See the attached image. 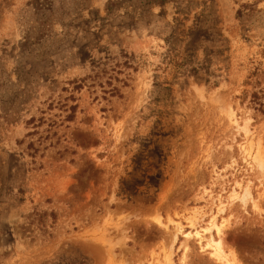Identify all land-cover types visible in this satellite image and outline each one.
Returning a JSON list of instances; mask_svg holds the SVG:
<instances>
[{
    "label": "rangeland",
    "instance_id": "obj_1",
    "mask_svg": "<svg viewBox=\"0 0 264 264\" xmlns=\"http://www.w3.org/2000/svg\"><path fill=\"white\" fill-rule=\"evenodd\" d=\"M106 1L0 0V95L25 93L0 109V264H224L212 217L228 260L264 264V0H166L131 28Z\"/></svg>",
    "mask_w": 264,
    "mask_h": 264
},
{
    "label": "trees",
    "instance_id": "obj_2",
    "mask_svg": "<svg viewBox=\"0 0 264 264\" xmlns=\"http://www.w3.org/2000/svg\"><path fill=\"white\" fill-rule=\"evenodd\" d=\"M165 1L166 0H107L104 5L105 15L104 17L100 19L103 21L104 19L112 18V16L121 17L123 21L122 25H124L125 27H128V28L137 27L138 20L139 22H142L147 17L153 15L150 12V10L154 5L162 6L163 2ZM35 3L37 6H41V4H38L37 0H35ZM119 4L124 5L123 6L125 8L124 12L122 14H118L117 16H115V13H116L115 10L118 9L117 6ZM161 12L162 10H160L157 13V15L161 14ZM210 14H211L210 12L205 13L204 11H201L198 16H195V18L198 21L201 19L203 20L207 18V16H210ZM92 19L93 18L80 20V22L78 23H73V22L68 23L66 25V30L64 31L61 40L68 41L69 38L73 36V34L80 35L82 39H86L88 35L90 34L88 23ZM72 31H75V33H72ZM171 35L172 34L168 35L167 37H164V41L168 45L167 52L165 53L167 62L174 65V67L178 69H182V67H185V69L183 70L184 71L186 70V72L189 74H193V75L196 74L199 69L203 68L201 67L200 62L192 60V54L190 56V54H187L184 51L178 50V48L174 46V43H171V39H172ZM187 66H189V68H187ZM206 74L211 75L213 73L206 69ZM17 94H19L20 97L21 95H25L24 90H20L14 95L10 94V96L6 95L4 97L0 95L1 115L2 117H4L6 121L14 122L17 119V110H18V105L20 104V101L17 100ZM23 101H24V98H23ZM75 107H76L75 105L70 106L69 109L71 113L66 116L67 119L72 117V113L74 112Z\"/></svg>",
    "mask_w": 264,
    "mask_h": 264
},
{
    "label": "bare ground",
    "instance_id": "obj_3",
    "mask_svg": "<svg viewBox=\"0 0 264 264\" xmlns=\"http://www.w3.org/2000/svg\"><path fill=\"white\" fill-rule=\"evenodd\" d=\"M245 120H246L245 116H241V117L234 116L230 121L233 122V125H234V128H235L236 132L237 131L238 132L241 131L243 136L246 137L248 135L249 130H248L247 126H246ZM243 150H244V147H243ZM247 154H250L249 151H247ZM250 158L253 160V162L255 161L256 165L259 168H262V162L260 160V156H259L258 151L253 157H250ZM234 194L236 195V193H234ZM246 194H247V192L245 191L243 196H242V198H241L242 200H244V196ZM219 210H222V209H218V211ZM191 225H192V223H191ZM222 227H223V221L216 225L214 223V217H212L210 219L209 226L205 230L210 231L213 228L214 232L216 234V238H213L212 234L211 235L209 234V236H210L209 240L206 241L204 246L207 247V248H210L209 254H210V256L214 257L215 260H217L219 262H223L224 264H234V261H230V260L227 259L226 255L223 253V250H222L221 245H220L219 234L221 233ZM176 232L177 233L180 232L183 235V237H188L191 234L193 237H196L198 240H200L202 238V233L200 231H194L193 233H189V232L184 233L181 230L180 226L176 227Z\"/></svg>",
    "mask_w": 264,
    "mask_h": 264
}]
</instances>
